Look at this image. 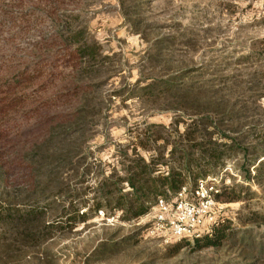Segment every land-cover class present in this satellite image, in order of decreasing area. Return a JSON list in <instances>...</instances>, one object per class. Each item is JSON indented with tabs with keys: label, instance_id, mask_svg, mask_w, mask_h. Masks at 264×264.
Wrapping results in <instances>:
<instances>
[{
	"label": "rangeland",
	"instance_id": "1",
	"mask_svg": "<svg viewBox=\"0 0 264 264\" xmlns=\"http://www.w3.org/2000/svg\"><path fill=\"white\" fill-rule=\"evenodd\" d=\"M188 89L202 105L183 111L173 94ZM151 124L173 136L209 127L264 150V0H0V206L59 221L72 201L59 191L109 175ZM240 161L216 176L245 186L240 201L220 198L213 211L251 231L263 253L253 264H264V183H246ZM119 216L38 232V244L25 234L42 219L13 217L0 223V264L243 263L238 235L218 248L166 243L146 233L152 217Z\"/></svg>",
	"mask_w": 264,
	"mask_h": 264
},
{
	"label": "trees",
	"instance_id": "2",
	"mask_svg": "<svg viewBox=\"0 0 264 264\" xmlns=\"http://www.w3.org/2000/svg\"><path fill=\"white\" fill-rule=\"evenodd\" d=\"M95 48L93 46L88 55H96ZM182 93L184 94L174 92L173 98L177 104L183 105L180 106L183 111L202 105L197 103L203 95L200 90L188 89ZM207 124L208 122L204 123ZM216 126L217 123L214 129L219 130ZM163 129H166L165 125L151 124L143 134L137 135L130 145L118 152L117 163L112 166L109 175H106V172L102 175L92 173L94 175L91 179L88 172L90 181H87V187L83 188L84 192L77 189L59 191L57 197L72 199L68 207H63V211L57 215L59 221L46 223L47 214L44 208H32L23 216L10 208L0 206V223L16 216L22 220L27 219V223L41 218L42 230L28 231L25 234V238L38 244V232L51 233V230L60 228L70 232L75 230L78 224L87 223L99 213L115 218L120 215V221L133 223L148 216L160 198L167 201L176 198V194L184 186L189 188L191 195L199 189L201 183L205 187L213 186L217 191L213 196L215 201L227 197L224 201L226 203L239 202L240 195H237V190L243 191L245 186L222 187L216 180V176L226 168L228 161L234 158L241 160L236 168L246 183H264V160L261 161L264 150L259 148L258 143L247 146L220 131L216 133L209 130V127L199 130L186 127L183 133L177 132L175 136L171 132L164 134ZM83 196L92 198L83 199ZM262 219L264 220V217ZM147 226L148 224L145 229ZM250 232L238 231L233 228L231 221L222 219L211 235L196 239L195 244L198 248H218L238 235L241 237L239 254L242 264H253L261 260L263 253L258 251L260 244L250 238ZM118 244H102L95 252H108Z\"/></svg>",
	"mask_w": 264,
	"mask_h": 264
},
{
	"label": "built area",
	"instance_id": "3",
	"mask_svg": "<svg viewBox=\"0 0 264 264\" xmlns=\"http://www.w3.org/2000/svg\"><path fill=\"white\" fill-rule=\"evenodd\" d=\"M198 188L191 195L189 188L184 186L171 201L160 198L146 216L152 217L151 222L147 223L146 233L164 239L166 243L195 241L204 235H211L220 224L213 211L217 205L213 196L217 191L215 187H205L202 183Z\"/></svg>",
	"mask_w": 264,
	"mask_h": 264
}]
</instances>
